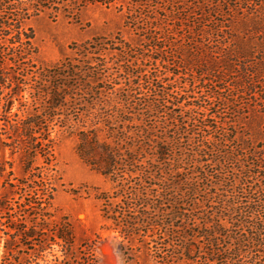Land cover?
Instances as JSON below:
<instances>
[{
    "label": "trees",
    "instance_id": "obj_1",
    "mask_svg": "<svg viewBox=\"0 0 264 264\" xmlns=\"http://www.w3.org/2000/svg\"><path fill=\"white\" fill-rule=\"evenodd\" d=\"M93 5L126 8L128 25L149 41L177 35L174 28L184 31L186 46L178 47L174 42L171 46L179 48L181 56L182 52L187 53L179 63L183 66L178 67L192 72L194 81L190 88L214 84L218 92L211 90L210 96L222 102L220 107L246 110L249 122L258 123L263 135L259 147H254V142L251 145V139L241 142L231 138V149L222 153L219 148V165L224 160L227 172L222 164L224 168L213 176L202 171V179H166L161 176L162 167L171 165L176 152L162 144L178 147L188 135L187 130L170 113L167 123L173 125L172 138H165L159 146H148L152 149L148 154L144 146L149 145L146 135L156 129L162 118L158 115L163 114L162 105L172 95L167 88L172 84L159 80L165 86L159 91L155 88L159 98L154 96L152 102L132 100L130 95L122 108L121 102L114 106L106 101L108 106L94 116L92 128H85L81 122L77 152L114 184L112 191H102L96 197L108 228L145 245L158 264H264V0H0V90L20 88L28 76L34 81L39 79L44 88L45 83L53 87L50 92L45 91L49 105L46 112L23 120L18 127L26 143L24 170L38 181L19 180L22 186L8 182L11 188L19 187L20 199L24 198L25 203L0 200L1 220H6L3 225L15 231L10 234L14 244L4 246L0 264H101L96 246L85 244L74 249L72 228L67 222L60 225L55 236H48L46 220L52 216L47 209L53 199L50 190L54 188H50L41 168H33L39 156L51 163L53 143L47 114L57 115L56 109L67 105V95L77 90L79 93L78 80L84 71L63 64L32 71L37 47L29 22L42 14L50 19L59 14L70 17ZM99 46H85L81 51L91 53L98 51L95 48ZM158 46L156 50L160 52L161 44ZM167 59L162 55L154 61L166 64ZM153 77L156 83L160 76L153 73ZM221 84L230 87V96H224ZM99 95L102 94L97 92L89 97L93 105H98ZM80 96L87 98L89 93ZM177 97L180 95L176 92ZM194 107L197 115L187 119L192 129L199 127L198 131L193 130L198 132L194 135L205 139V134L218 132L220 128L210 123L220 122L214 103L210 108L197 104ZM73 111L79 114L76 108ZM136 118L143 124L134 126V134L129 136L131 126L127 125L126 130L123 123ZM100 123L107 128L113 143L101 139L102 129L95 128ZM213 140L199 143L223 146L224 140ZM156 148L159 150L152 153ZM155 157L165 160L162 167L153 162ZM191 159L196 160L194 155ZM37 170L40 172H34ZM28 189L33 190V195L27 194ZM47 193L48 198H44ZM58 241L64 246H52Z\"/></svg>",
    "mask_w": 264,
    "mask_h": 264
},
{
    "label": "rangeland",
    "instance_id": "obj_2",
    "mask_svg": "<svg viewBox=\"0 0 264 264\" xmlns=\"http://www.w3.org/2000/svg\"><path fill=\"white\" fill-rule=\"evenodd\" d=\"M126 13V8L119 10L117 6L93 5L73 12L70 17L59 14L57 18L50 19L42 14L30 20L29 25L34 30L37 47L34 58L35 69H31L32 71L45 67L52 69L62 64L84 71L78 80L79 93H77L78 90L70 92L66 97L67 105L56 109L57 115L50 117L49 113L47 114L51 131L50 139L53 143L51 163L48 164L39 156L33 168H41V171L43 170L46 174V181L49 182L50 188H54V191L50 190L53 199L50 201L51 206L47 209L52 216L46 220L49 224V237L55 236L54 232L60 228L61 224L67 222L72 228L74 249L86 246L85 244L96 246V254L101 264H158L151 253L145 249V245L134 238H125L108 228L102 216L101 202L96 197L102 191H112L114 184L79 156L78 132L82 128V123L86 124L85 128H92L95 122L94 116L101 112V108L108 106L107 102H113L111 104L114 106L117 102H121L123 108L124 100H127L126 98L130 95L132 100L142 98L152 102L156 94L155 88L159 91L162 86H165L159 80L172 84L167 87L170 88L172 95L162 105L163 114L158 115L162 117L159 118L158 126L146 135L149 145L144 146V151L148 154L152 150L148 149V146H159L165 138H172L170 136H172L173 125L171 122L168 124L167 120L170 118L168 114L173 113L178 118L181 128L187 130L188 135L183 137L178 147L168 143L162 144L176 152L171 158L170 166L164 164L165 160L159 161L156 157L153 162L161 167L164 164L161 171L163 178L169 179L176 176L178 180L192 177L202 179L204 177L202 171L213 176L224 168L222 164H225L226 172L229 171L224 160L219 165L221 152L234 146L229 143V140L235 138L243 142V140L251 139L249 143L252 145L254 142V147H259V142H263V135L258 123L249 122L246 110H238L233 106L226 109L220 107L222 102L210 96L211 90L218 92L214 84L203 85L206 86L204 88H200L201 85L190 88L191 82L194 81L192 72L178 67L183 66L179 63L183 57L186 59L187 53L182 52L181 56L179 54L181 51H177L179 48L171 46V42L178 47L186 46L187 40L183 38L186 34L184 31H175L174 28L177 35L160 36L166 39H159L157 42L149 41L141 37L133 26L128 25ZM96 42L101 44L95 48L98 51L87 54L81 51L85 46H95ZM158 44L162 47L160 52L156 50ZM162 55L167 56L169 63L162 64L161 61H154ZM153 73L160 76L156 83ZM18 78L22 79V76ZM26 80L24 85L15 90V86L12 89L0 90V200H8L13 204L25 203V199H20L19 187L11 188L8 182L22 186L19 180H26L28 183L38 181V178L32 179L24 170L26 143L22 140L21 130L18 127L23 120L46 112L49 105L45 101V91L50 92L53 88L51 83H45L44 88V85L38 82L39 79L34 81L31 76L26 77ZM220 87L223 88L221 91L225 97L230 96L228 85L221 84ZM85 92H88L89 96L82 98L80 94ZM97 92L102 95H99L97 99L98 105H93L89 97ZM176 92L180 97L176 98ZM73 94L75 96L72 99ZM156 96L155 98H159L158 95ZM46 98H49V95ZM211 102L217 107L220 122L210 123L220 129L218 132L205 134L208 136L205 139L201 136L198 139V136L194 135L198 132L194 133L193 130L198 131L199 127L192 129V123L187 119L191 115H197V110L194 109L196 104L210 108ZM178 103L181 105H177ZM74 108L79 112L78 115L73 111ZM139 120L136 118L131 123H123L126 130L127 125L131 126L127 131L129 136H133L134 126L143 124ZM197 125L200 126L198 123ZM95 128L102 129L99 133L101 139H108V142L113 143V138L109 139V132L103 123ZM225 136H227L226 139ZM213 137L224 140L223 146L207 145L208 149L206 145L199 143L202 140L212 142ZM219 148H222L221 152ZM158 150L153 149L152 153ZM193 155L196 160L191 159ZM149 157L146 155V158ZM238 167L240 166L230 168ZM179 173L183 174L178 176ZM211 179L214 181L213 178ZM34 187L35 190H39V187ZM213 188H217L214 182ZM28 190L27 194L33 195V190ZM38 195L42 197L40 191ZM48 196L49 193L44 198ZM14 208L15 212L18 211L16 205ZM4 222L6 220H1L0 212V263L4 255V246L14 244L10 234L15 231L3 225ZM52 246H64V243L58 241Z\"/></svg>",
    "mask_w": 264,
    "mask_h": 264
}]
</instances>
